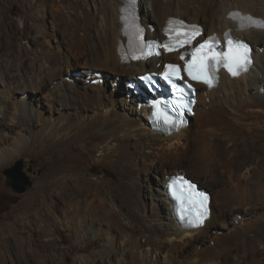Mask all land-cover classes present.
Here are the masks:
<instances>
[{"label":"bare ground","instance_id":"1","mask_svg":"<svg viewBox=\"0 0 264 264\" xmlns=\"http://www.w3.org/2000/svg\"><path fill=\"white\" fill-rule=\"evenodd\" d=\"M17 1L32 10L30 25L40 42L28 69L24 62L11 71L16 55L0 62V113L15 130L14 137H0L11 140L10 148L0 150V164L22 149L46 160L45 176L36 191L52 196L56 209L64 208L72 237L86 241L91 236V245L98 246L82 255L79 264H237L241 256L236 252L257 240L264 226V177L253 180L247 168L234 167V160L225 154L231 149L235 155L234 136H264V61L260 75L253 77L259 59L255 46L264 42L258 37L264 27L240 28V19L229 14L238 10L264 19V0L259 9L252 0H146L150 12L141 14V20L152 25V15L160 36L173 16L203 25L206 34H222L228 28L252 46L253 64L247 71L234 77L222 73L211 89L195 83V112L186 127L169 135L151 128L144 96H127L129 88L122 85L123 79L148 71L146 61L121 63L117 52L123 40L120 12L126 0H93V11L84 9L81 0ZM141 4L138 0L140 13ZM0 42L5 50L11 43L9 23L1 19ZM80 68H85L82 71L92 85L83 76H72ZM105 71L121 76L119 90L126 96L119 98L121 93L106 86ZM42 97L51 104V114ZM104 98L115 106L119 103L122 114ZM194 117L196 128L189 138L186 132ZM35 121L38 129L32 132ZM95 154L96 161L111 158L115 163L118 184L88 177ZM242 160L247 163L251 157L245 154ZM146 171L157 179L156 194L148 192L141 199L137 189ZM176 174L210 191V216L199 227L180 226L172 213L165 184ZM256 210L261 212L256 219L236 222L237 213L252 215Z\"/></svg>","mask_w":264,"mask_h":264},{"label":"rangeland","instance_id":"2","mask_svg":"<svg viewBox=\"0 0 264 264\" xmlns=\"http://www.w3.org/2000/svg\"><path fill=\"white\" fill-rule=\"evenodd\" d=\"M228 1L231 3L236 0ZM252 1L255 8L259 9L263 6V1L261 0ZM81 2L82 7L87 11L94 10L95 2L93 0H81ZM148 6V1L142 0L141 13L139 11L140 16L147 12V10L150 12ZM0 13H2L0 19L9 23L11 41L6 50V45L3 42H0V62L12 59L13 56L16 55L17 59L14 60L11 71H15L17 67L24 62L28 69V67H30V62H33L32 59L37 44L40 42V40L35 39L36 34L34 28L32 24L30 25V17L33 15L32 10L28 8L27 4L19 3L17 0H9L8 2L0 0ZM56 14L57 13L54 14L55 17ZM149 18L150 24L157 28L156 31L152 33L156 36L159 35L158 21L152 15H150ZM200 19L203 23L205 22L204 24H208L209 26L210 23L206 21L204 16ZM60 23V26H63V23ZM62 35L63 34L61 33L58 34L59 37H62ZM259 36L264 38V34L258 35V37ZM25 49H28V51L26 52ZM255 49L256 52L258 51L259 59L258 67L254 69V78L260 75L258 72L263 65L264 42L262 45H256ZM151 64V62L148 63L147 69H152ZM80 69L81 71L73 73L74 75L72 74V76H83L87 81L86 84L92 85L90 82L91 78L82 71L85 70V68ZM65 71H68V73L71 74L69 69H65ZM106 74V86H109L110 84L109 88L112 89L115 94L119 95L121 93L119 98L123 95L126 96V91L119 90L122 81L121 76L114 75L110 72H106ZM112 79L117 81V84L115 85L116 87L114 86V83H112ZM125 81L126 79H123L122 81L123 88L126 87ZM245 81L246 80H241L242 83ZM227 89H231V85H228ZM255 90L257 91V89H254V93ZM260 92L262 93V91ZM39 94L42 96V93ZM42 101H44V108H47L51 114V104L44 97H42ZM103 101L108 103L109 106H115L112 101L108 100V98H104ZM134 105L136 106V103H134ZM117 109H120L119 103H116L114 111L121 115L123 110ZM196 121L195 117L192 118V126L190 130L186 132V136L189 138L192 136L193 131L195 130L194 128H196ZM8 123L9 119L6 118L4 120L0 113V137H6V135L10 134L9 137H14L15 130L11 128V126L9 127ZM37 126L38 124L35 121L34 126L31 125V131H37ZM186 136H184V139ZM27 139H29L28 136ZM10 141L11 140L7 142L5 140H0V150L10 148ZM234 142L235 146L233 150L235 155L233 156V151L229 149V151L226 152L225 157L234 160L232 163L234 167H237L236 165L240 164L247 168L251 173L253 180H257L258 175L264 177V136H234ZM21 151L15 153V155L13 154L8 160L0 164V193L4 197V204L0 213V264H79L82 255H89L91 252L95 251L98 246L91 245V236H88L86 241L84 238L71 236L70 230L67 227L68 222L64 213V208L56 209L52 196H45L36 191L37 185L42 184L40 179H43L45 176L44 170L46 169V160L38 157L35 153H28L27 151L29 150L24 151V149H22ZM96 154L94 155L93 160H90L88 165V177L91 180L97 182L101 181L104 184H118L121 179L115 168V163L111 158L104 161H96L98 157ZM245 154H248L251 157V160L247 163H244L242 160ZM18 158H24V168L31 166L33 170H39V173L34 175L30 173L32 184L23 193H15L8 188L5 185V177L2 174L3 168L10 166ZM182 169L183 168H179V170ZM242 170L244 171L245 169ZM190 176L193 177L192 175ZM153 179H155V182ZM207 182L212 186L214 185V182L210 179H208ZM156 185L157 179L146 171L142 175V179L140 180L137 189L138 194H141V199L147 198V194H149L148 192L156 194ZM215 206L218 210L219 208L217 204H215ZM260 213L261 212L257 210L256 212L254 211L252 215L237 213L235 217L236 222L242 224L243 222L239 223L240 219H246V221L256 219ZM101 243V240H98L97 245H100ZM82 246L86 248L83 249ZM236 253L241 256L237 264H264V226L261 227V233H259L257 240L249 241L244 249Z\"/></svg>","mask_w":264,"mask_h":264},{"label":"snow or ice","instance_id":"3","mask_svg":"<svg viewBox=\"0 0 264 264\" xmlns=\"http://www.w3.org/2000/svg\"><path fill=\"white\" fill-rule=\"evenodd\" d=\"M135 0H128L129 9H131V6L134 5ZM129 17H130V23L129 27L132 28L137 34L139 33V28L135 25V17L134 14L129 11ZM234 18H239L241 20L240 27H264V21H259L254 19L251 16H240V14H230ZM247 22V23H245ZM172 22L170 21V24ZM181 27H186L183 25V22H177ZM192 32L191 33H185V39L182 41L177 42V47H182L183 44L191 43V40L195 38V36L199 35V29L193 25ZM168 29H166V32ZM226 39L228 41L229 45V51L227 53H214L210 56H201L200 57V68L199 70L196 69V53L202 52L204 49H208L209 53H212V50L215 47V44L213 43L215 41L214 37H209L208 40H206L203 44L199 45V48L195 50L193 53V62H190L186 64L184 71L187 72V74L193 79V80H202L205 84H207L209 87L212 86V78H210L208 75L203 74L205 60H215L217 65H219L221 62H224V67L227 68V70L232 75H237L239 70H247L248 65L251 63L250 57L248 55L249 53V47L246 43L243 41H233L232 39L227 37ZM164 47L172 51L173 48L169 47L168 44H165ZM242 50V51H241ZM136 58V57H133ZM181 59H184L183 56H181ZM164 79L168 80L169 83L172 84L173 88L176 89L178 92H183L182 89H178L177 86L173 83V77L175 79H180L179 76V69L176 65L169 64L166 66V71L163 73ZM141 79H151L148 78H141ZM190 87V86H189ZM160 102H156V106H159ZM168 103V102H166ZM174 110H179L187 107V104L182 101V97L177 98V100L170 102ZM164 123L165 124H174L175 122L171 119H169L166 115L164 116ZM181 184H187L188 188L185 190H182L177 194L176 191H173L174 197L180 201L182 208H186L190 206L191 209L195 210V218L189 219V223L193 225L202 224L204 222L205 217L207 216V196L203 193H195L194 191H191L194 189V185H192L189 181H184L183 178H179ZM172 186L170 185V188ZM183 218V216H182Z\"/></svg>","mask_w":264,"mask_h":264},{"label":"water","instance_id":"4","mask_svg":"<svg viewBox=\"0 0 264 264\" xmlns=\"http://www.w3.org/2000/svg\"><path fill=\"white\" fill-rule=\"evenodd\" d=\"M30 173L34 175L39 173V170H33L31 166L24 168V158L16 159L10 166L2 170V174L5 177V185L15 193H23L32 184ZM204 189L207 190L206 188ZM207 191L210 192L209 190Z\"/></svg>","mask_w":264,"mask_h":264},{"label":"flooded vegetation","instance_id":"5","mask_svg":"<svg viewBox=\"0 0 264 264\" xmlns=\"http://www.w3.org/2000/svg\"><path fill=\"white\" fill-rule=\"evenodd\" d=\"M159 61L161 63H163V62H174V63H178L179 65H181V63L178 61L177 56H168V55H165V56H162V58H160ZM151 66H152V70H154V71L159 70V68H156L155 67V64L154 63H152Z\"/></svg>","mask_w":264,"mask_h":264},{"label":"trees","instance_id":"6","mask_svg":"<svg viewBox=\"0 0 264 264\" xmlns=\"http://www.w3.org/2000/svg\"><path fill=\"white\" fill-rule=\"evenodd\" d=\"M3 204H4V197L0 193V213H1V209L3 207Z\"/></svg>","mask_w":264,"mask_h":264}]
</instances>
